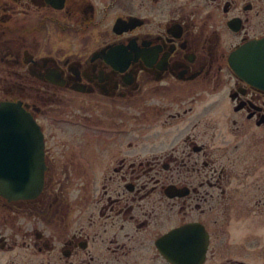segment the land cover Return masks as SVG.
<instances>
[{
  "label": "flooded vegetation",
  "instance_id": "flooded-vegetation-1",
  "mask_svg": "<svg viewBox=\"0 0 264 264\" xmlns=\"http://www.w3.org/2000/svg\"><path fill=\"white\" fill-rule=\"evenodd\" d=\"M259 41L264 0H0V103L43 141L0 264H264V79L232 63Z\"/></svg>",
  "mask_w": 264,
  "mask_h": 264
},
{
  "label": "water",
  "instance_id": "water-1",
  "mask_svg": "<svg viewBox=\"0 0 264 264\" xmlns=\"http://www.w3.org/2000/svg\"><path fill=\"white\" fill-rule=\"evenodd\" d=\"M232 58L236 72L248 81L255 82V78L264 79V41L243 47L234 53ZM1 133H19L21 147L23 141L28 142V139L33 143L27 147L32 151L30 162L21 159L14 165L0 163V191H4L9 197H24L36 193L43 183L41 179L43 141L39 125L21 105L4 102L0 103Z\"/></svg>",
  "mask_w": 264,
  "mask_h": 264
},
{
  "label": "rangeland",
  "instance_id": "rangeland-1",
  "mask_svg": "<svg viewBox=\"0 0 264 264\" xmlns=\"http://www.w3.org/2000/svg\"><path fill=\"white\" fill-rule=\"evenodd\" d=\"M43 122H45V120H43Z\"/></svg>",
  "mask_w": 264,
  "mask_h": 264
}]
</instances>
